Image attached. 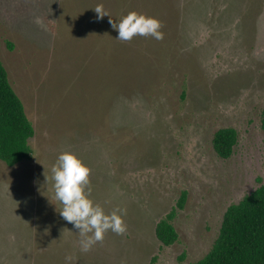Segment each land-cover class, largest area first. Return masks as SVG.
<instances>
[{"label": "rangeland", "instance_id": "374dc122", "mask_svg": "<svg viewBox=\"0 0 264 264\" xmlns=\"http://www.w3.org/2000/svg\"><path fill=\"white\" fill-rule=\"evenodd\" d=\"M97 5L155 17L163 38L118 40ZM0 56L35 129L31 160H0V264H189L264 183V0H0ZM221 127L238 132L229 158ZM64 151L91 169L94 202L125 210L126 232L86 252L45 184Z\"/></svg>", "mask_w": 264, "mask_h": 264}, {"label": "trees", "instance_id": "16d2710c", "mask_svg": "<svg viewBox=\"0 0 264 264\" xmlns=\"http://www.w3.org/2000/svg\"><path fill=\"white\" fill-rule=\"evenodd\" d=\"M262 128L264 131V108ZM34 134L32 121L0 56V160L9 166L31 160L33 148L30 140ZM237 143L238 132L234 127H221L213 137L214 150L222 158H229ZM186 194L183 191L177 203L181 208ZM175 214L176 209H173L156 224V237L164 245L178 240L172 222ZM189 264H264V183L228 206L210 250Z\"/></svg>", "mask_w": 264, "mask_h": 264}, {"label": "clouds", "instance_id": "9594fccd", "mask_svg": "<svg viewBox=\"0 0 264 264\" xmlns=\"http://www.w3.org/2000/svg\"><path fill=\"white\" fill-rule=\"evenodd\" d=\"M96 20L109 16L102 5L94 8ZM112 29L118 32L116 39L130 41L135 36L163 38L161 22L152 16L135 11L129 12L118 22L109 19ZM91 169L74 153L61 152L45 176V184L52 182L54 198L59 202L61 218L72 224L81 237V251H88L94 244L104 239L111 231L117 235L126 232L127 225L123 220L125 210L117 208L106 213L103 207L91 198Z\"/></svg>", "mask_w": 264, "mask_h": 264}]
</instances>
